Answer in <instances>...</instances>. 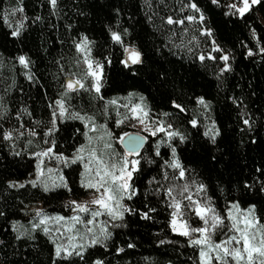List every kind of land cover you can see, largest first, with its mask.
<instances>
[{"label": "trees", "instance_id": "obj_1", "mask_svg": "<svg viewBox=\"0 0 264 264\" xmlns=\"http://www.w3.org/2000/svg\"><path fill=\"white\" fill-rule=\"evenodd\" d=\"M232 2L58 0L53 9L48 0H22L27 19L13 37L15 20L21 17L13 18L11 28L3 17L17 0H0V212L4 213L0 215V264H93L98 258L105 264H200L199 248L170 228L169 205L172 196L177 200L180 195L174 190L169 196L165 190L175 185H205V197L221 216L229 204L243 210L254 205L256 217L264 224V52L260 51L264 0L243 17L229 12L226 5ZM191 3L201 9L202 21ZM189 15L195 19H185ZM169 16L183 23L169 24ZM205 29H211V34H202ZM111 31L120 33L122 44L112 40ZM82 37L92 42L91 57L103 66L99 94L90 90L85 65L74 46ZM214 43L219 50H213ZM127 46L142 53V63L121 64ZM209 54L215 59H209ZM21 55L29 62L27 68L19 63ZM221 55L229 57L230 68L224 72ZM69 79H82L85 87L68 93L66 105L105 124L115 138L121 129L116 128L115 108L109 101L129 93L144 97L149 114L163 121L166 131L171 124V130L186 137L181 142L179 136L171 141L165 134L145 136L147 143L137 155L139 171L133 174L136 194L126 201L132 211L123 220L104 218L112 235L103 245L88 247L83 260L57 258L46 234L35 231L17 239L12 227L14 222L28 221L30 206L40 204L50 215L68 217L66 202L87 196L79 186L78 163L62 168L71 193L62 187L45 193L26 183L36 167L31 153L53 146L54 140L53 152L70 157L84 142L85 126L75 119L57 120L56 131L44 135ZM199 97L206 108L198 103ZM193 118L196 127L189 123ZM245 118L250 125L243 123ZM213 122L220 130L215 143L204 135ZM32 129L37 136L30 134ZM5 130L16 133L14 143L3 138ZM170 145L177 150L184 178L165 164L173 159ZM10 181L25 184L9 187ZM184 218L191 227H199L193 211L186 210ZM227 235L225 231L217 239Z\"/></svg>", "mask_w": 264, "mask_h": 264}, {"label": "snow or ice", "instance_id": "obj_2", "mask_svg": "<svg viewBox=\"0 0 264 264\" xmlns=\"http://www.w3.org/2000/svg\"><path fill=\"white\" fill-rule=\"evenodd\" d=\"M48 2L53 9L57 7L58 0H48ZM212 3L219 4L220 0H212ZM259 3H261V0H234V2L227 4L226 7L229 9L231 14H238L243 17L246 13L251 11L253 5ZM189 6L196 12L200 13L199 19L202 21L204 19V15L198 5L196 3H191ZM23 13L24 6L22 0H17V5H13L10 11H6L4 13V22L8 24L10 28L13 27V18L17 16L21 17V19L15 20V28L11 32L13 37L20 34L21 28L23 27V21L27 19V16L23 15ZM227 14L229 13H226V15ZM36 19L38 20L40 18L36 17ZM185 19L193 21L195 17L189 15L186 16ZM167 23L182 24L183 20L173 21V18L169 16L167 17ZM126 31L127 29H125V32ZM202 34H211V29L203 30ZM111 38L116 43L122 44V37L120 33L111 31ZM91 43L92 42L89 41L87 37H82L79 42L75 43L74 46L77 52L82 53L84 56V64L87 65L85 77L91 78L90 90H94L97 94H99L102 87L103 66L99 61L92 60L90 56L91 48L88 47ZM213 50H219L215 43L213 44ZM189 51H191V49H189ZM260 51L264 52V47H262ZM124 52L127 55L124 60H121V64L125 67L129 66V62L131 64L142 63V53L135 47H125ZM251 54L250 50L249 55ZM208 58L215 59V57L211 56V54H209ZM18 59L21 65H24L25 68L28 67L29 62L25 56L21 55ZM199 59L203 61L205 59L204 55H200ZM219 59L225 61L224 67L221 68L220 71L224 72L229 70L230 65L227 63L229 60L228 55H221ZM84 87L85 84L82 79L67 80L65 92L62 94L63 98L56 101L59 115H57V111H53L51 127H49L44 133L45 137H50L52 133L56 131L57 120H63L66 118L80 119L85 122L86 128L89 126V122L92 121V117L81 115L79 112H72L68 114L66 108L67 94L76 91L77 88L83 89ZM132 95V93H129V97L127 98L129 103L123 105V107L127 110L128 115H125L123 120L117 119V126L123 123L124 120L132 119H135L142 125H145L146 120L151 122V118L149 117L150 110L143 102L144 97L140 96L139 102H133L131 100ZM99 98L103 99L102 96ZM109 103L116 105L117 101L112 99ZM173 103L176 108L184 111L181 105L175 104V102ZM198 103L203 104L205 108L207 107L203 97L198 98ZM189 123L193 127L197 126V120L195 118L190 120ZM243 123L245 125H250V120L245 118L243 119ZM91 127L93 130H96V125L94 123H92ZM166 127L169 129L168 131H165L164 123L163 121H160L159 123L153 122L151 128L145 125V130L151 131L153 136L158 132L165 133L168 141H171L172 138L176 136H179L181 142L186 139L184 135L171 130L173 127L171 124H168ZM100 128H105V126L101 125ZM30 134L32 136L38 135L35 129H32ZM20 135H23V133L21 132ZM104 135L111 136V133L105 131ZM204 135L209 137L213 143L216 142V137L220 135V130L215 128V122H213V126L210 129H207L204 132ZM84 136L87 143L79 145L71 157L65 156L64 153H56L55 159L63 162L65 167L76 164L77 162L82 165L83 170L80 172L79 186L84 190L85 194L89 196V199L81 201L71 199L67 201L65 206L70 208L73 213L72 216L68 217L61 215L53 216L48 214L44 208H34L32 210L34 212V216L32 220L29 221L33 231L42 229L45 234H49L50 238L52 236L53 229H51L48 225H60L61 222H64L62 225L63 231L61 230V226H57L55 227V233H59L60 237H63L64 233H69V235H67L66 242L57 243V239H60V237L52 239L51 242L54 244L55 257H63L65 260L72 256H77L83 260L87 247L97 244L103 245L104 242L111 237L112 233L108 231L105 222H99V226L97 227L96 218L106 215L109 217L110 221L123 220L124 214L132 211V209L124 203V200L125 198L131 200L136 194L133 189V174L139 171L138 166L140 161L130 159V157L134 153L138 152L141 146L140 138L138 136L129 137L128 148L123 154H119L112 151V145L104 141L103 136L93 138L92 136H89L87 131L84 132ZM3 138L5 140H11L13 138V132L5 130L3 132ZM94 139L96 143H94ZM45 142L48 143L47 140ZM51 143L53 146L55 145L54 140L51 141ZM100 143L103 144L102 147L98 146ZM53 146L47 147L41 152L31 153V155L38 158V163L36 165L35 178L26 181V183L31 184L33 188L38 186L41 187L45 193L60 187L67 189L69 193H71L72 189L62 173L54 178L51 174L58 170L49 167L45 171L42 167L43 160L41 158L53 154ZM170 147L173 159L170 162L165 161V164L168 167L179 170L180 178H184L186 173L179 160L176 158L177 150L174 146L170 145ZM15 154L20 155V153ZM159 154V149L157 148V155ZM167 178V173H165V179ZM173 179H175V176H173ZM57 180L59 183H57ZM9 187L22 188L24 187V184H16L15 182L10 181ZM197 189L198 191L203 192L205 185L198 184ZM174 190H178V194L183 195L188 192V185L169 186L165 190V194L172 196ZM157 191H159V189H157ZM261 191H264V188H262ZM184 198L189 201L186 207L195 212L196 216L203 221V226L194 228L188 224L187 220L178 219V216L183 215L181 211V204L178 200H176L175 196H172L173 204L169 205V207L174 206L176 210L171 214L172 219L170 221V227L173 232L189 237L188 243L190 245L199 246L200 264H264V224H261L260 220L256 217L254 205L250 206L244 212H241L239 206L233 204L227 209V219L229 223L225 224L224 217L217 214L215 209L212 208L209 203L201 202L200 200H193L190 194ZM234 210L236 214H234ZM152 211H154V209H152ZM80 214L87 215L82 218ZM0 215H4V213L0 212ZM142 215L144 218H148L147 213H143ZM78 224L85 226L83 232L76 228V225ZM88 225H92L93 227H88ZM112 226L119 227V225L116 224H113ZM13 227L15 229V224ZM225 228L234 234L228 235L225 240H221L219 242L214 241L212 239V235L218 229L222 231ZM74 230L76 235H71ZM26 232H28L27 229L20 232L17 239H19L20 236L25 235ZM192 233H199L200 235L193 239L191 236ZM77 237H79L80 242H77ZM161 243H164V241H161ZM128 247L131 248L133 245L129 244ZM117 251H122V249L118 248ZM93 264H105V262L104 260L98 258L93 261Z\"/></svg>", "mask_w": 264, "mask_h": 264}, {"label": "rangeland", "instance_id": "obj_3", "mask_svg": "<svg viewBox=\"0 0 264 264\" xmlns=\"http://www.w3.org/2000/svg\"><path fill=\"white\" fill-rule=\"evenodd\" d=\"M80 39H81V38H80ZM79 41H80V40H79ZM79 41H78V42H79ZM88 47H90V45H88ZM127 47H133V46H127ZM78 53H79V55H80V57H81V59H82V61H83V63H84V56L82 55V53H80V52H78ZM126 55H127V54L125 53V58H126ZM90 56H91V53H90ZM91 58H92V57H91ZM92 60H93V59H92ZM93 61H94V60H93ZM129 63H130V62H129ZM84 65H85V72H86V70H87V65H86V64H84ZM87 78H88V77H87ZM89 80H90V82H91V78H89ZM94 92H95V91H94ZM128 97H129V95H128V96H125V97L114 98V99L117 101V103H116V105H112V104H111V105L115 108V112H116V120H117V119H122V120H123V119H124V116H125V115H128L127 110L123 107L124 104L129 103V100L127 99ZM131 100H132L133 102H139V97H138V96H135V95H132ZM56 105H57V104H56ZM66 108H67V113H68V114H70V113H72V112H75V111L71 110L67 105H66ZM56 111H57V115H59V113H58V105H57V107H56ZM118 113H119V116H118ZM81 115H85V114H81ZM86 116H90V117H92V121L89 122V126H88L87 128L85 127V131L88 132L89 136H92L93 138L98 137V136H103V137H104V141H106V142H108V143H110V144L112 145V151H114V152H116V153H119V154H123V153L125 152V151L123 150V148L121 147V141L123 140V139H121V138H125L126 136H128V135H130V134L135 133V134H140V135H142V136H152V137L157 136L158 134H165V133H159V132H158L156 135L153 136V135L151 134V131H146V130H145V125H147L149 128H151L153 122H154V123H159V122L161 121L159 118L152 117L150 114H149V117L151 118V122L148 121V120H146V121H145V125H142V124L138 123L135 119H132V120H124V122L121 123L119 126H117V124L115 123L116 128H120V129H121V131H120V133L118 134L117 138L114 137V134L112 133V131H110V130L107 128V126H106L105 124H100V123H98V122L95 120V118H94L93 116H91V115H86ZM66 119H72V118H66ZM66 119H63V120H66ZM75 120H78V121L82 122V123L84 124V126H85V122H84V121H82V120H80V119H75ZM92 123H94V124L96 125V130H93V129H92V127H91ZM101 125H104L105 128H100ZM105 131L110 132V133H111V136H106V135H104ZM165 131H166V129H165ZM14 134H16V133H13V138L10 140V141H13V143H14L15 140H16V139H14V138H15ZM125 134H127V135H125ZM17 136H20V135H17ZM165 136H166V134H165ZM166 137H167V136H166ZM16 142H17V141H16ZM86 143H87V140H86V138H85V136H84V142H83L82 144H86ZM94 143H96L95 139H94ZM36 146H37V145H36ZM98 146H99V147H102L103 144L100 143ZM41 151H43V150L39 149V150H36L35 153H36V152H41ZM72 155H73V154H72ZM72 155H71V156H72ZM71 156H70V157H71ZM33 157L35 158V160H36V165H37V163H38V158H37L36 156H34V155H33ZM41 159L43 160L42 167L45 169V171H46V169L49 168V167L58 170V171H56V172H54V173L51 174L54 178L57 177L59 174H61V173H62V168L65 167L64 164H63V162L57 161V160L55 159V153H54V152H53V154H51L50 156H45V157H43V158H41ZM130 159H136V160H138V159H137V155H132V156L130 157ZM77 163L81 166V171H82V170H83L82 165H81L79 162H77ZM35 172H36V167H35V171H34L33 175L29 178V180L35 178ZM46 174H47V173H46ZM57 183H59L58 180H57ZM21 184H25V183H21ZM30 185H31V184H30ZM40 188H41V187H40ZM60 188H61V187H60ZM55 189H58V188H55ZM55 189H54V190H55ZM89 191H91V190H89ZM189 194L192 196L193 200H200L201 202H207V203H209V205L211 206L210 201L205 197V195H204L203 192L198 191L197 187H192V188H191V187H188V192H187V193H184L183 195H180L179 198L177 199V200L180 202V204H181V211H182V213H183L182 216H178V219H185L184 216H185V211H186V210H187V213L190 212V211H192V210H189V209L186 207V206L188 205L189 201H188L187 199L184 198L185 196H187V195H189ZM87 199H89V196H88V195H87L85 198L79 199L78 201H81V200H87ZM127 200H128V199L125 198V200H124V203H125V204H126V201H127ZM172 204H173V200L171 201V205H172ZM232 205H233V204H229V205L226 207V209H225V215L222 216V217H224V223L227 222L226 224L229 223V221H228V219H227V209L230 208ZM211 207H212V206H211ZM34 208H43V207H42V205H40V204H35V205H33V206L28 207V209H27V217H28V221H27L26 223H24V224L17 223V222L12 223V227H13V225L15 224V229H14V227H13V229H14V231H15L18 235L20 234V232L25 231V229L28 230V232H26L25 235H23V236H21V237H28V236H30L31 234H33V232H35V231H40V232H42L43 234H45V233L42 231V229H38V230H35V231H33V230L31 229V224L29 223V221H31L32 218H33V216H34V212L32 211ZM171 208H172V212L176 210V209L174 208V206L171 207ZM212 208H213V207H212ZM239 209H240L241 212H244L245 210H247V209H244V210H243V209H241L240 207H239ZM193 212H194V211H193ZM194 214H195V212H194ZM217 214H218V213H217ZM234 214H236V213H235V210H234ZM55 215H58V214H53V216H55ZM72 215H73V213H72V211L70 210V216H72ZM80 215H81V217L83 218V217H84L85 215H87V214H80ZM61 216H62V215H61ZM195 216H196V214H195ZM89 218H91V217H89ZM104 218H105V219H109V217H107L106 215H102V216L96 218V220H97V227L99 226V222H104ZM196 218L199 220V227L203 226V221H202L198 216H196ZM185 220H187V219H185ZM187 222H188V221H187ZM63 224H64V222H61L60 225H54V224H49V225H48L51 229H53V233H52L51 238H50L49 234H46V235L49 237L50 240H52V239H56L57 237H60V234H59V233H55V227H57V226H61V230L63 231V227H62ZM84 227H85L84 225H80V224L76 225V228L79 229L81 232L84 231ZM88 227H93V226H92V225H88ZM170 228H171V227H170ZM171 230H172V229H171ZM225 231L228 232V235H233V234H234L233 232H230V231L227 230V229H224V230H222V231L218 229V230L212 235V239H213L214 241H216V242L221 241V240H218V239H217V236H220V237H221V236L225 233ZM29 233H30V235H29ZM174 233H175V232H174ZM175 234L180 235L179 233H175ZM67 235H69V233H64V236H63V237H60V239H57V243L66 242ZM71 235H76L75 230L71 233ZM199 235H200L199 233H192V234H191V236H192L193 239H195V238L198 237ZM228 235H227V236H228ZM181 236H182V235H181ZM227 236H226V238H227ZM185 237H187V236H185ZM188 238H189V237H188ZM226 238H225V239H226ZM225 239H223V240H225ZM77 242H80V241H79V237H77ZM53 245H54V244H53ZM91 246H93V245H91ZM196 246H197V245H196ZM89 247H90V246H89ZM197 247L199 248V246H197ZM87 248H88V247H87ZM229 259H230V258H229Z\"/></svg>", "mask_w": 264, "mask_h": 264}, {"label": "water", "instance_id": "obj_4", "mask_svg": "<svg viewBox=\"0 0 264 264\" xmlns=\"http://www.w3.org/2000/svg\"><path fill=\"white\" fill-rule=\"evenodd\" d=\"M77 89H79V88H77ZM132 136H138L140 138V144H141V146H140L138 152L133 154V155H138L141 152V150L144 148V146L146 145V143H147V138L145 136H142L140 134H135V133L130 134V135L126 136L125 138H123V140L121 141V147L123 148L124 151H126V149L129 146L128 145L129 137H132Z\"/></svg>", "mask_w": 264, "mask_h": 264}]
</instances>
